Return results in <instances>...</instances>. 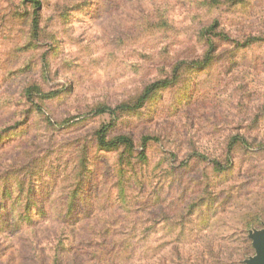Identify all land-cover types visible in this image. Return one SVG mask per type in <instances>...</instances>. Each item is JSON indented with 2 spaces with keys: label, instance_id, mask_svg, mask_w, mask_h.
Here are the masks:
<instances>
[{
  "label": "rangeland",
  "instance_id": "obj_1",
  "mask_svg": "<svg viewBox=\"0 0 264 264\" xmlns=\"http://www.w3.org/2000/svg\"><path fill=\"white\" fill-rule=\"evenodd\" d=\"M263 227L264 0H0V264H245Z\"/></svg>",
  "mask_w": 264,
  "mask_h": 264
},
{
  "label": "trees",
  "instance_id": "obj_2",
  "mask_svg": "<svg viewBox=\"0 0 264 264\" xmlns=\"http://www.w3.org/2000/svg\"><path fill=\"white\" fill-rule=\"evenodd\" d=\"M37 22L38 20L35 19V27L37 28ZM222 36H225L222 34ZM227 39V38H226ZM254 40H257V38ZM211 41V40H209ZM156 87L157 84H154L152 85L151 87H149L146 92H144V94L137 100V102L135 104H121V105H118L117 107H115L114 109H112L111 107L109 106H104L98 110H95L96 113L100 114V113H104L105 111H110V113H115L116 111L118 110H138L140 108H142L144 102H146V100L148 99V97L150 96L151 93H153V91L156 90ZM105 132H106V129L102 130L99 134V146L102 147L103 149H111V148H114L116 146H118L119 144L121 143H127V144H130V140L128 138H121L119 140H117L116 142H107L106 141V138H105ZM154 138H145L144 140V146H146V144L150 141V140H153ZM143 153H144V150H143ZM211 162L216 165V166H219L220 168H222L223 166L216 160H211ZM92 243V242H91ZM93 243H98L97 241H93ZM132 243H135L136 242H132ZM132 243H128V246L130 247V249L134 248L135 245H133ZM110 244H118V241L116 240H111L110 241ZM105 247H108L109 244H105ZM72 248H68V249H65L63 250V252H61L59 255H55L54 257H52V259L49 260V263L48 264H63V256L65 253L69 254L71 252ZM138 251V250H137ZM112 254V253H111ZM92 255H96V252H93ZM108 255V254H107ZM120 257H123L124 258V262H117V256H114L110 259H106V264H142L143 262V259H142V256L140 255H136V254H119ZM96 260V258H95ZM116 260V261H115Z\"/></svg>",
  "mask_w": 264,
  "mask_h": 264
},
{
  "label": "water",
  "instance_id": "obj_3",
  "mask_svg": "<svg viewBox=\"0 0 264 264\" xmlns=\"http://www.w3.org/2000/svg\"><path fill=\"white\" fill-rule=\"evenodd\" d=\"M249 238L253 242L255 255L245 260V264H264V227L250 231Z\"/></svg>",
  "mask_w": 264,
  "mask_h": 264
}]
</instances>
